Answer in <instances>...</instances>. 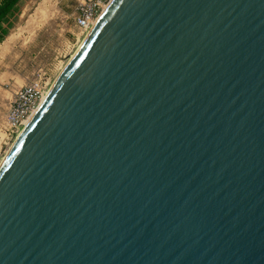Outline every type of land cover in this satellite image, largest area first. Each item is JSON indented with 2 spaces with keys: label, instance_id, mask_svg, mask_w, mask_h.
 <instances>
[{
  "label": "water",
  "instance_id": "obj_1",
  "mask_svg": "<svg viewBox=\"0 0 264 264\" xmlns=\"http://www.w3.org/2000/svg\"><path fill=\"white\" fill-rule=\"evenodd\" d=\"M0 264H264V0H110L0 162Z\"/></svg>",
  "mask_w": 264,
  "mask_h": 264
},
{
  "label": "rangeland",
  "instance_id": "obj_2",
  "mask_svg": "<svg viewBox=\"0 0 264 264\" xmlns=\"http://www.w3.org/2000/svg\"><path fill=\"white\" fill-rule=\"evenodd\" d=\"M76 4L21 0L6 22L8 34L0 41V162L17 137L1 130L15 90L35 78L48 90L86 35L74 24Z\"/></svg>",
  "mask_w": 264,
  "mask_h": 264
},
{
  "label": "built area",
  "instance_id": "obj_3",
  "mask_svg": "<svg viewBox=\"0 0 264 264\" xmlns=\"http://www.w3.org/2000/svg\"><path fill=\"white\" fill-rule=\"evenodd\" d=\"M110 0H77L73 19L75 26L87 33ZM47 89L40 78L32 79L14 92L1 130L16 134L25 126V121L40 104Z\"/></svg>",
  "mask_w": 264,
  "mask_h": 264
},
{
  "label": "trees",
  "instance_id": "obj_4",
  "mask_svg": "<svg viewBox=\"0 0 264 264\" xmlns=\"http://www.w3.org/2000/svg\"><path fill=\"white\" fill-rule=\"evenodd\" d=\"M21 0H0V41L8 34L6 22L16 11Z\"/></svg>",
  "mask_w": 264,
  "mask_h": 264
},
{
  "label": "bare ground",
  "instance_id": "obj_5",
  "mask_svg": "<svg viewBox=\"0 0 264 264\" xmlns=\"http://www.w3.org/2000/svg\"><path fill=\"white\" fill-rule=\"evenodd\" d=\"M44 97H45V96H44ZM44 97L41 99L40 103L42 102V100L44 99ZM35 111H36V110H34L33 113H34ZM33 113L30 114L29 117L26 119V121H25L26 124H27V122L29 121L30 117L33 115Z\"/></svg>",
  "mask_w": 264,
  "mask_h": 264
}]
</instances>
